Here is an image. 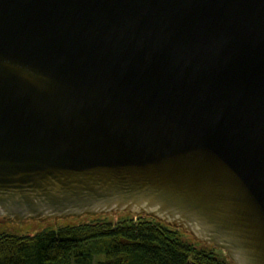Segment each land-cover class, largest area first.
<instances>
[{
  "label": "water",
  "instance_id": "1",
  "mask_svg": "<svg viewBox=\"0 0 264 264\" xmlns=\"http://www.w3.org/2000/svg\"><path fill=\"white\" fill-rule=\"evenodd\" d=\"M115 213L264 264V0H0V223Z\"/></svg>",
  "mask_w": 264,
  "mask_h": 264
},
{
  "label": "trees",
  "instance_id": "2",
  "mask_svg": "<svg viewBox=\"0 0 264 264\" xmlns=\"http://www.w3.org/2000/svg\"><path fill=\"white\" fill-rule=\"evenodd\" d=\"M127 216L33 236L0 234V264H232L221 250L184 240L182 230L153 218Z\"/></svg>",
  "mask_w": 264,
  "mask_h": 264
},
{
  "label": "rangeland",
  "instance_id": "3",
  "mask_svg": "<svg viewBox=\"0 0 264 264\" xmlns=\"http://www.w3.org/2000/svg\"><path fill=\"white\" fill-rule=\"evenodd\" d=\"M127 214L129 213H115V214L97 215V216H90V217L89 215H87V216L81 217L80 219L68 218V219H60L58 221L48 220L45 222L29 220L26 223H24L22 226L21 224H15V223H12V224L11 223H7V224L0 223V234L8 233V234H13V235H18V236H33L45 230L54 229L60 226L83 225V224H88V223H93V222H98V221H105V220L115 222V221L124 219L127 216ZM129 217L130 216H127L126 218H129ZM182 238L184 240H187L195 244L196 246H198V248H204L202 245L204 243H201L198 241L196 242V240L193 239L192 236L186 233L182 234ZM218 254H220V256L223 259H226V256L224 255L225 253L224 254L218 253Z\"/></svg>",
  "mask_w": 264,
  "mask_h": 264
}]
</instances>
